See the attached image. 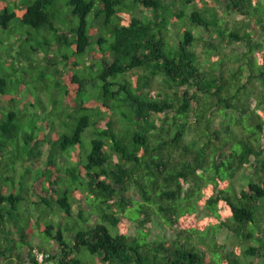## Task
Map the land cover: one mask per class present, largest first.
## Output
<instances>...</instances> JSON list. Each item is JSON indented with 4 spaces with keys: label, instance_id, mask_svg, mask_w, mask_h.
<instances>
[{
    "label": "trees",
    "instance_id": "obj_1",
    "mask_svg": "<svg viewBox=\"0 0 264 264\" xmlns=\"http://www.w3.org/2000/svg\"><path fill=\"white\" fill-rule=\"evenodd\" d=\"M263 2L0 0V264H264Z\"/></svg>",
    "mask_w": 264,
    "mask_h": 264
},
{
    "label": "rangeland",
    "instance_id": "obj_2",
    "mask_svg": "<svg viewBox=\"0 0 264 264\" xmlns=\"http://www.w3.org/2000/svg\"><path fill=\"white\" fill-rule=\"evenodd\" d=\"M263 4H264V2H263ZM186 10L187 11H190L191 10V7H187L186 8ZM142 14L144 15H147L148 14V12L146 11V10H144V12H142ZM149 15V14H148ZM231 18H233V19H235L236 17L235 16H231ZM231 21V20H230ZM257 31H261V32H263L264 33V30L262 31V30H260V28L257 30ZM204 32H203V30H201L200 28H197V29H195V31H194V35L197 37V36H201L202 34H203ZM215 36V35H214ZM262 35H260V34H258V35H255L254 36V39H255V42H262L261 41V37ZM1 38H3L4 39V37H5V33H2L1 34V36H0ZM216 37V36H215ZM10 38V37H9ZM8 38V39H9ZM172 37H168L167 39H168V42H170V43H173L174 41L171 39ZM217 38V37H216ZM10 39H13V37L11 36V38ZM202 50H203V47H202V44H198L197 45V53H198V56L199 57H203V55H202ZM231 50L232 51H230V50H225V54H230V53H232L233 52V57L235 58V56H240L242 53H244V51L246 50V46H245V44L244 43H237V44H233L232 46H231ZM87 61H92L91 60V57H88V58H86V64H88V62ZM24 64H26V63H24ZM227 67H230V65L228 64L227 65ZM114 88H116V87H114ZM253 89H254V93H255V95H257V93H259L260 92V88L257 86V85H254L253 84ZM85 94L87 95L88 94V96H92L93 97V95L95 94V88L94 87H92V86H90V85H87L86 86V89H85ZM38 97L40 98L41 97V99H42V101L44 102V104L45 105H47V107H51V105H50V103L45 99V96L42 94L41 96H40V94L38 95ZM40 99V100H41ZM86 101V100H85ZM38 109V106H37V103H35L33 106H31V105H29V112L27 113V114H25L26 116V118L25 119H27V118H29V116L31 115V114H36V110ZM33 115V116H34ZM218 120V119H217ZM216 120V121H217ZM218 122V121H217ZM190 137V135H187V138H189ZM84 141H86V142H89L90 141V139H92V134H91V132L88 130L85 134H84ZM88 146V148L90 147V145L88 144L87 145ZM249 175H250V172L249 171H247V170H241L237 175H236V177H235V180H234V186H235V189H236V191L237 192H239L241 189H243L245 186H246V184H247V181H248V177H249ZM134 198H137V197H134ZM32 209H34V208H32ZM54 219H59V216L56 218V216H54ZM152 229H151V236H150V239H155V238H159V236L161 237V238H167V239H171L172 237H171V232H170V230L168 229V228H166V227H163V226H156V225H152V227H151ZM111 232L114 234V230H112L111 229ZM33 242L34 243H36V244H40V242H39V240L36 238V237H33ZM216 242L218 243V244H220V245H226L228 248H232L233 246H235L236 245V240L232 237V235L228 232V231H221V232H219L217 235H216ZM87 253V252H86ZM88 255V254H87ZM259 262L260 261H257V264H259ZM94 263V262H93Z\"/></svg>",
    "mask_w": 264,
    "mask_h": 264
},
{
    "label": "built area",
    "instance_id": "obj_3",
    "mask_svg": "<svg viewBox=\"0 0 264 264\" xmlns=\"http://www.w3.org/2000/svg\"><path fill=\"white\" fill-rule=\"evenodd\" d=\"M38 259L39 262L43 261V254L39 253L38 251L34 250L33 251Z\"/></svg>",
    "mask_w": 264,
    "mask_h": 264
}]
</instances>
